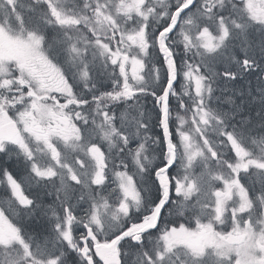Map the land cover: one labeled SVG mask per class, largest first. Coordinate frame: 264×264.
Returning a JSON list of instances; mask_svg holds the SVG:
<instances>
[{
	"label": "snow or ice",
	"instance_id": "1",
	"mask_svg": "<svg viewBox=\"0 0 264 264\" xmlns=\"http://www.w3.org/2000/svg\"><path fill=\"white\" fill-rule=\"evenodd\" d=\"M0 264H264V0H0Z\"/></svg>",
	"mask_w": 264,
	"mask_h": 264
},
{
	"label": "trees",
	"instance_id": "2",
	"mask_svg": "<svg viewBox=\"0 0 264 264\" xmlns=\"http://www.w3.org/2000/svg\"><path fill=\"white\" fill-rule=\"evenodd\" d=\"M155 131L157 132V129H155Z\"/></svg>",
	"mask_w": 264,
	"mask_h": 264
}]
</instances>
